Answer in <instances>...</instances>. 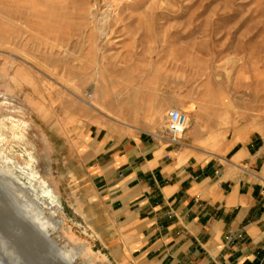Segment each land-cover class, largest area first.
<instances>
[{
  "label": "rangeland",
  "instance_id": "1",
  "mask_svg": "<svg viewBox=\"0 0 264 264\" xmlns=\"http://www.w3.org/2000/svg\"><path fill=\"white\" fill-rule=\"evenodd\" d=\"M172 109L198 140L246 129L264 146V0H0V167L28 186L33 155L58 200L44 207L59 225L49 238L80 253L74 264H107L83 189L92 143L115 123L168 140ZM2 228L3 262L31 264L32 243L23 257Z\"/></svg>",
  "mask_w": 264,
  "mask_h": 264
},
{
  "label": "crops",
  "instance_id": "2",
  "mask_svg": "<svg viewBox=\"0 0 264 264\" xmlns=\"http://www.w3.org/2000/svg\"><path fill=\"white\" fill-rule=\"evenodd\" d=\"M194 133L175 148L115 123L92 143L83 189L107 264H264L262 138Z\"/></svg>",
  "mask_w": 264,
  "mask_h": 264
},
{
  "label": "bare ground",
  "instance_id": "3",
  "mask_svg": "<svg viewBox=\"0 0 264 264\" xmlns=\"http://www.w3.org/2000/svg\"><path fill=\"white\" fill-rule=\"evenodd\" d=\"M1 125L3 129H6L3 123ZM12 127L16 126L13 124ZM187 130L188 127L185 131ZM11 131L13 134L16 132L14 128H11ZM195 131L196 128L192 127L187 133H193ZM14 137L20 142L25 141L23 135H14ZM27 159L28 161L26 162L25 167L20 168V174L25 177L28 186L22 183L18 177H13L12 170L7 162L8 159H3V163L0 167V226L3 227L2 229H5L4 233H8V229L11 231L14 227L16 228H14L15 233L19 234L14 236L16 238H14L13 235H10L9 238L15 239L16 246L14 248L20 247L19 249H16L20 255H23V257H27L32 253L31 251L29 252V250L27 252L25 250V247L28 246L26 243H32L31 246L34 252L32 255H34L35 260L29 263L36 264L38 261L39 264H44V261H42L40 257L38 258V253L40 254L42 250L44 251L47 249L48 252L46 255L49 258L48 260L51 261L49 264H74V260L80 255V253L76 249H61L49 238L50 232L56 230L59 225L58 222L54 220L53 214L47 216L45 213L46 209H52L58 205L57 196L54 193L53 188L49 185L48 180L44 179L35 171L36 161L30 152H27ZM38 190L40 193H38ZM12 193H15L16 195L12 196ZM16 199L19 202L23 201L25 203L24 205L19 206L17 212L13 209L12 212H10L8 202L12 205V203H15L16 201L18 206V201ZM10 226H13V228ZM13 233L14 232H12V234ZM8 244L10 245V248L7 247ZM8 244L6 245L3 241L0 242V264H6L3 262L2 257L5 258V255H9L6 254L5 247L10 250L14 243ZM52 259L58 261L55 262ZM6 261L7 263L10 262L11 264H15V260H10V258H7Z\"/></svg>",
  "mask_w": 264,
  "mask_h": 264
},
{
  "label": "built area",
  "instance_id": "4",
  "mask_svg": "<svg viewBox=\"0 0 264 264\" xmlns=\"http://www.w3.org/2000/svg\"><path fill=\"white\" fill-rule=\"evenodd\" d=\"M189 124V115L186 111L172 109L167 118L166 133L168 141L172 144L179 143Z\"/></svg>",
  "mask_w": 264,
  "mask_h": 264
}]
</instances>
